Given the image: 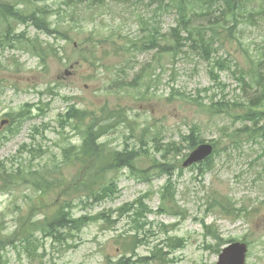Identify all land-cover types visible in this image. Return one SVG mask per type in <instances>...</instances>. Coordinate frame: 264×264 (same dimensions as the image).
Instances as JSON below:
<instances>
[{"label":"rangeland","instance_id":"rangeland-1","mask_svg":"<svg viewBox=\"0 0 264 264\" xmlns=\"http://www.w3.org/2000/svg\"><path fill=\"white\" fill-rule=\"evenodd\" d=\"M4 1L15 4L24 0ZM66 2L27 0L36 9L44 10L52 20H58V26L69 25L71 15L79 18V23L58 30V37L70 39L69 42L58 41L61 59L49 57L42 65L33 57L28 43L37 34L33 27L23 25L16 29L22 37L21 46L14 43L12 36L7 41L0 40V120L7 118L10 122V116L25 105H37L41 110L31 108L32 113L21 120L20 128L14 123L12 126L16 128L0 130V162L3 165L13 169L19 163L30 167L48 164L53 155L58 156L59 146L68 137L72 138V143H77L75 134L61 130L58 124V116L72 104L97 111L100 118L103 117L101 108L122 110L126 120L104 138L119 150L126 139L130 149L133 144L139 145L138 140L143 136L148 145L147 152L151 153L156 145L153 139L164 138L165 143L178 141L182 133L187 134L195 125L201 138L216 141L220 153L210 171L202 177L200 174L206 169L207 162L180 172L176 166L180 168L184 159L167 157L176 170L173 182L177 197L171 213H155L159 206L158 189L165 184L166 176L154 177L151 183H146L135 180L130 171L121 170L118 198L75 210L76 215L89 216L111 210L106 215H111L115 224L110 226L96 220L73 238L62 241L38 237L36 250L32 253L34 243L25 249L24 244L17 242L15 247L4 249L3 263L111 264L110 261L127 255L133 248L136 256L132 260H140L136 264H215L219 251L214 253L213 248L218 242L205 235L204 223L224 241L219 243L222 248L232 243L231 240H245L250 243L246 264H264V158L258 159L263 144L235 132L240 125L234 123V117L240 114V109L232 105L238 101L241 77L248 81L252 70H262L264 75V2H259L262 7L251 20L242 13L230 37L221 34L214 39L210 62L204 59L201 51L189 46L181 50L170 49L168 53L163 50H152L156 54L126 52L128 39L146 36L140 19L159 27L162 33L176 24L173 13L163 12V7L150 5L148 0H103L93 8L65 6ZM34 7H26V10ZM214 23V18L204 22L206 27ZM38 35L50 43H55L58 38ZM106 37L108 42L99 49V59L104 57V51L107 52L100 62L105 66L102 71L89 63L92 68L82 64L80 56L83 54L72 51L77 48L76 43L87 46ZM164 43L174 48L169 35ZM8 45L12 49L7 48ZM217 59L223 61L226 69L219 71L214 66ZM214 78L218 79V85L214 84ZM128 85L135 88L129 90ZM218 100L231 105L228 114L214 116L207 111ZM40 146V151H31ZM186 148L183 154H188ZM170 153L176 154L175 151ZM158 160L163 162L160 154ZM167 168L172 172L171 167ZM13 190L18 191L9 194L0 191V235L14 230L18 216L28 212L25 196L29 189ZM144 194L147 195L146 204L152 210L145 218L137 219L133 211L118 217L120 207ZM169 200L172 199L167 197L166 201ZM217 204L225 211H220ZM38 218L40 216L34 217ZM145 223L144 229L137 231ZM131 236H135L133 238L140 244L125 249L124 243L128 244ZM176 238L183 243L179 249L173 247ZM159 249L164 253L157 257Z\"/></svg>","mask_w":264,"mask_h":264},{"label":"trees","instance_id":"trees-1","mask_svg":"<svg viewBox=\"0 0 264 264\" xmlns=\"http://www.w3.org/2000/svg\"><path fill=\"white\" fill-rule=\"evenodd\" d=\"M87 7L93 8V3L102 4L103 0H85ZM259 2L264 0H241L235 9H233V0H148L150 5L156 4L159 8L163 7V12L173 13L176 16V24L170 28L168 32L162 33L159 27L149 25L144 19H140V25L143 30L146 31L145 37L137 38L136 44L144 47L145 50H163L168 53L174 51L175 48L181 50L184 48V44L190 45L193 43L198 44L199 51L203 53L204 59L207 62L212 60L211 49L215 45L216 38L219 35L224 34L225 37H230L237 28L238 18L242 13H246L248 19L251 20L254 13L262 7ZM230 7V11L215 17V23L213 26L206 27L204 22L211 19L207 16L216 11L222 5ZM65 6L70 4L65 3ZM26 7H34L32 4L27 3V0L12 4L11 2L1 0L0 1V40L7 41V38L12 36L13 41L18 46H21L22 37L21 34H17L16 29L22 27H33L37 34L32 41L28 43L32 48V55L36 57L40 64L45 65L46 60L49 57L59 58V51L61 50L57 46L59 39L64 42H69L68 36L59 35L58 30L71 26V24L79 23V18L71 15L69 25L58 26V20H52L51 17L42 9L26 10ZM168 9V10H167ZM197 21L199 24L195 23ZM43 34L46 37H58L55 43H50L41 39L38 34ZM169 35L173 42L174 48H169L164 43V39ZM21 42V43H20ZM108 42V37L103 40L96 41L95 43L87 46L76 43L77 48L72 51H77L80 54V62L89 67L92 65L94 69L102 71L105 66L100 65V62L104 59L107 52L104 51L103 58L99 59V49L105 46ZM71 45V49L73 47ZM7 48L12 49L10 45ZM57 48L58 53L56 54ZM139 51L133 45V40L128 39V43L125 46V51ZM54 55V56H51ZM89 63L90 65H88ZM214 66L218 67L219 71L226 69L223 61L217 59L214 62ZM91 67V68H92ZM249 74L252 76L256 70ZM249 76V77H250ZM240 89H245L249 93L255 91V85L252 82H245V78L241 77ZM214 84L218 85V79L214 78ZM137 85L139 83H136ZM135 87L128 85L127 89L131 90ZM55 90V86H52ZM109 91V90H106ZM240 96V95H239ZM238 96V97H239ZM224 99V96L222 97ZM244 100L240 98L237 102L233 103V108L240 110H248L250 107H244L241 103ZM253 101V102H252ZM250 103H264V96L255 97V99L249 100ZM231 105L225 100H218L213 102L207 111L214 116L225 115ZM41 112L37 105H25L22 110L17 114L10 116V125L8 129H11L12 124L19 126L22 119H25L29 113H32V109ZM251 110V109H250ZM102 118L99 117L97 111L88 110L86 108H79L72 104L66 109L64 113L58 116V124L61 130H66L75 134L77 143L71 142V137L66 139V142L59 146L58 156L53 155L50 163H44L37 167H30L26 164H18L16 168H8L0 162V190L3 193H17V188L27 187L29 194H26L28 199V212L26 214H20L18 216V222L16 228L9 233L0 235V264L3 263L6 247H15L16 243L24 244L25 249L32 243L35 244V249L30 253L35 252L38 237L42 239H50L53 242L62 241L64 238H73L74 234L80 233L85 227L96 220H102L108 225L115 224L111 215H105V213H99L94 216L87 214L76 215L75 210L78 207L85 209L89 204H99L106 200L113 199L118 194L117 178L118 174L124 168H127L131 172L132 177H135L140 182H146V176H166L167 181L163 187V193L169 187L174 185L171 181L175 175L174 164L167 161L169 153H165L160 146H153V152H147V144L142 136L138 142L139 145L133 144V148L127 150L128 144L124 142L123 150L113 147L108 140H105L107 136L115 130V126L124 122V115L122 110H111L108 108H101ZM41 115L44 113H40ZM256 115L263 117L264 109L261 113H255ZM253 115V114H251ZM126 120V119H125ZM254 123L261 122L260 118L253 115L250 119ZM12 126L13 128H16ZM20 128V126L18 127ZM261 140L264 144V120L262 119ZM255 130H248L252 136V132ZM14 131H10L13 133ZM194 133H198V127L193 125L190 130V135L186 136V140L183 142L187 145V150L191 151L196 146V137ZM132 137V136H131ZM156 139H153V142ZM32 145H30V148ZM26 148V147H23ZM37 150L31 151H40ZM126 152H130L131 155L127 158H122V155ZM177 153V150H175ZM161 155L163 162L158 160V155ZM147 164V166H145ZM167 167L172 168L171 170ZM134 179V178H133ZM147 183V182H146ZM173 202V200H172ZM220 206V211H225L223 206ZM128 206H123L117 210L118 217L131 211L137 219L145 218V215L150 213L147 209H143L142 204H138L132 210H128ZM142 211H147L142 214ZM40 216L38 219L34 217ZM138 222V220H136ZM207 236L216 238L217 236L211 231L210 227H204ZM138 245L140 241L132 237L129 243H124L125 249L131 245ZM112 264H132L126 262L124 259H118Z\"/></svg>","mask_w":264,"mask_h":264},{"label":"bare ground","instance_id":"bare-ground-1","mask_svg":"<svg viewBox=\"0 0 264 264\" xmlns=\"http://www.w3.org/2000/svg\"><path fill=\"white\" fill-rule=\"evenodd\" d=\"M240 1L241 0H233V2H234L233 9H235L237 7V4ZM66 3H68L70 5H73L75 7L88 5L85 0H74V2H73V0H67ZM93 5H96V2L93 3ZM230 10H231L230 7L224 4L220 8H218L216 11L210 13L207 16V18H215V17L221 16L222 14L227 13ZM133 45H135L136 49L139 50V51H145L148 54H152V53L156 54L155 51L145 50L144 47L137 45L135 40H133ZM187 46H189V47H191L192 49H195V50H200V48L198 47V44H196V43H193V44H190V45H187ZM187 46L184 44V48H187ZM249 81L252 82L255 85V91L253 93H249L246 89L244 91H242L240 89V92H239L240 96L238 97V100H240V98H242L244 101L241 104L244 107H246V106L250 107L251 110L250 109H248L247 111L246 110H240V114L238 116L234 117V121H235L234 123H237V125H240L239 128H237V129L235 128V132L237 134H239V135L240 134H244L246 136V138H248L250 141H255V140H259L260 141L261 140V136H262V134H261L262 132H261L260 128H262V119L264 120V114H263V117H260V116L256 115L255 113H261L262 112V110L264 109V103H259V102L250 103L249 100L255 99V97H258V96H261V97L264 96V75H263L262 70H258V71L256 70L254 72V74L248 78V81H245V82H249ZM225 110H228L226 112V114H228L230 108H226ZM251 114L259 117L261 122H259V123L252 122L250 119L253 118V115H251ZM190 130H192V127L189 128L187 134L182 133L178 137V141H169V142L165 143L164 138H161L159 140H156L157 143L159 142L156 145L160 146L161 148H163L165 153H169L168 156L169 155H171L173 157L180 156L181 159H184V161L180 165V168L176 166V168L180 172H183L182 171L183 169H190L191 167L197 166L199 164H200V167H201L203 165V163L207 162L206 169L201 171L200 176L202 177L204 174H206L207 172L210 171V168L212 167V165L214 163L215 157L217 155H219L220 150L218 149L215 140L214 141L213 140L205 141L203 138H201L200 134L198 135L197 133H194V137H196V146L193 148V151L197 150L198 147H199V150L200 149H204V148H208V154L209 155L204 157L203 159H201L199 161L193 162L189 166H184L183 165L184 162L186 160H188L190 154L193 152V151L192 152L189 151L190 153L188 152V154H183V152H184V150L186 148V146L184 145L183 142L186 140V138H187L186 136L190 135ZM248 130H255V131H253L251 133L252 136L249 134ZM261 143L263 144V142H261ZM156 145H154V146H156ZM123 148L120 149V150H123ZM176 148H177V153L176 154L170 153V152H174L176 150ZM130 149L127 148V150H130ZM260 153H261V155H260V157L258 159H263L264 158V144H263V148L260 149ZM197 154H198V152H197ZM130 155H131L130 152H126V153H124L122 155V158H127ZM123 170H128V169L124 168ZM154 177H156V176H151V175L150 176H146V179H144V180L147 183H151L154 180ZM160 177H162V176H160ZM118 178H117V180H118ZM173 178H174V176L172 177L171 181H172V183L174 185V188L173 187H169L166 190V193H163L162 189L165 186V184H164L162 187H160L158 189L159 206H158L157 210L155 211V213H161V214L166 215V214L171 213V211L173 210V207H174L173 204H175V200H176V197H177V188L175 187V184L173 182ZM166 181H167V178H166ZM117 185H118V182H117ZM117 189H118V194L113 199L118 198V196H119V186H118ZM167 197L172 199L173 202H172V200L166 201ZM113 199H110V200H113ZM146 200H147V195L144 194L140 198H138L137 200H134L131 203L125 204L124 206H128L129 207L128 210H132L138 204H142L143 205V209H148L151 212L152 210L146 204ZM106 201H108V200H106ZM106 201H104V202H106ZM101 203H103V202H101ZM228 204L233 206V204L230 203V202H228ZM122 207H120L119 209H121ZM109 212H111V210ZM109 212H107V213L106 212H102V213H105V215H106ZM99 213H101V212H98L97 214H99ZM235 216H237V215H235ZM202 224H203V229H204V227L206 225L204 223H202ZM145 226H146V223L143 224L140 228H138L137 231L144 229ZM206 227H209V226H206ZM205 235H206V233H205ZM132 237H135V236H131L129 238H132ZM208 237H210V236H208ZM210 238L213 239L214 241L218 242L217 244H215V246L213 248V252L217 253L219 251V253H218L219 256L222 253V250H224L225 248H227V247H229L231 245L244 246L245 247V253H244L242 264H246L247 263V257H248L249 246H250L249 242H247L245 240H244V242L243 241L239 242V241L231 240L232 243L228 244L230 242L229 241L228 243H225V244H228V245H226L225 247L222 248V244H219V243H224V241H222L218 236L215 239L212 238V237H210ZM173 243H175V246H173V247H176L177 249H179V248H181L183 246L182 240L179 239V238L174 239ZM126 249H128V248H126ZM126 251H128V250H126ZM157 252H158V256L157 257H159V254L164 253L161 249H159ZM127 255H129V257H127ZM127 255L124 254V255L120 256L118 259L122 258V259H124V261H126V262L129 261L132 264H136V262L140 261L138 258L135 259L134 261L132 260L136 256L134 254L133 248L130 249V252L127 253ZM219 256H218V258H219ZM116 261H114V262H116ZM158 261H159V259H158ZM217 262H218V260H217ZM217 262L215 264H217ZM110 263L112 264L113 262L110 261Z\"/></svg>","mask_w":264,"mask_h":264},{"label":"water","instance_id":"water-1","mask_svg":"<svg viewBox=\"0 0 264 264\" xmlns=\"http://www.w3.org/2000/svg\"><path fill=\"white\" fill-rule=\"evenodd\" d=\"M6 124V121H2L0 123V127ZM198 152V154H197ZM208 148L200 149L199 147L197 150L193 151L188 160L184 162V166H189L195 161H199L204 157L208 156ZM245 253V247L241 245H231L224 250L220 254L218 258L217 264H242L243 257Z\"/></svg>","mask_w":264,"mask_h":264}]
</instances>
